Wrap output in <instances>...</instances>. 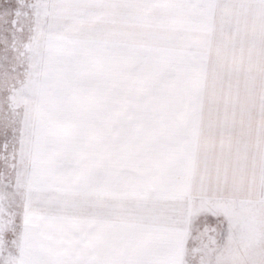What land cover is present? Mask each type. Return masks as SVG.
I'll list each match as a JSON object with an SVG mask.
<instances>
[{
    "label": "snow or ice",
    "instance_id": "snow-or-ice-1",
    "mask_svg": "<svg viewBox=\"0 0 264 264\" xmlns=\"http://www.w3.org/2000/svg\"><path fill=\"white\" fill-rule=\"evenodd\" d=\"M0 264H264V0H0Z\"/></svg>",
    "mask_w": 264,
    "mask_h": 264
}]
</instances>
